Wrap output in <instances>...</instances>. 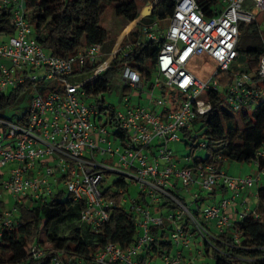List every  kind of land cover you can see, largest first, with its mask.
Instances as JSON below:
<instances>
[{
  "label": "built area",
  "instance_id": "2783aa9c",
  "mask_svg": "<svg viewBox=\"0 0 264 264\" xmlns=\"http://www.w3.org/2000/svg\"><path fill=\"white\" fill-rule=\"evenodd\" d=\"M7 7L11 9L14 33L0 42V92L19 89L28 82L33 85L28 88L24 117H0V186L13 203L6 209L7 203L0 192V240L5 230L15 226L18 207L26 198L51 197L59 189L71 194L73 201L84 203L79 222L96 231L116 206L100 189L103 175L117 173L133 181L147 202L121 200V204L129 202L135 213L139 236L127 248L111 243L93 251L90 264H139L137 258L154 241L151 227L164 224L171 227L168 239L177 247L176 251L164 255L160 263L145 264H199L183 255L182 249L189 248L194 241L188 224L213 249L212 232L224 233L230 226L228 206L240 191L260 181L264 169L253 179L231 177L213 164L179 167L168 144L178 141L179 133L186 134L197 119L210 111L208 91L223 92L225 104L234 113L251 110L255 101L264 97L254 74L232 69L239 56V25L255 22V15L264 11V0H221L211 17L204 15L195 0H175L166 27L142 26L144 40L160 43L154 60L155 86L162 83L171 93L180 94L181 99H171V108H167L163 96L155 99L150 94L148 106H129V99L125 98L126 108L114 112L112 127L93 122L97 112L86 103L83 85L110 68L119 52L121 57H126L132 51V43L127 39L129 33L119 49L114 52L112 49L108 56L100 44L94 43L66 58L55 57L36 41L22 0H0V10ZM202 56L208 57L216 67L204 79L188 68L194 59ZM85 68L91 71L86 74ZM35 71L39 75L31 74ZM229 71L231 83L222 88L221 74ZM255 74L264 81V54ZM121 79L126 87H144L140 74L128 66L122 69ZM44 81L53 83L52 88L38 92L35 85ZM114 129L125 133V144L123 139L113 137ZM192 135V140L199 137L195 132ZM195 146L203 148L204 143ZM106 155V160H115L114 166L104 163ZM261 159H264V145L252 162L255 168H259ZM7 164L13 166L3 170ZM127 169L135 174L125 173ZM179 184L187 188L191 205L218 186L232 191V195L216 205L201 206V203L191 210L182 201L185 197L176 190ZM118 192L123 194V189ZM159 203H169L173 208L152 214L151 205ZM246 213L238 215V219ZM30 251L35 260L46 256V250L38 246ZM50 264L64 263L59 255H54Z\"/></svg>",
  "mask_w": 264,
  "mask_h": 264
},
{
  "label": "trees",
  "instance_id": "16d2710c",
  "mask_svg": "<svg viewBox=\"0 0 264 264\" xmlns=\"http://www.w3.org/2000/svg\"><path fill=\"white\" fill-rule=\"evenodd\" d=\"M148 0H22L26 17L32 26L35 39L50 55L66 58L79 48L98 43L108 56L113 49L114 40L107 30L100 26V19L111 8L114 15L121 19L124 27L137 20L141 5ZM206 17L215 15L221 5V0H195ZM175 0H159L147 16H153L158 21H167L171 17ZM142 17L129 32L127 39L132 43V51L121 57L119 52L111 62L110 68L97 75L93 80L83 85L85 101L93 105L97 112L92 119L97 126L112 127L115 110L111 107L98 106L99 97L109 91L110 82L118 70L128 66L140 76L149 78L154 71V60L160 43L144 40L142 37ZM11 9L0 10V37L10 36L14 28L10 22ZM253 22L246 27H254ZM241 33L239 32L237 50L239 56ZM2 42V41H0ZM247 65L243 72L254 74L258 90L264 92V81L255 74L258 62L264 48H251L245 52ZM238 56V58H239ZM234 71L237 67L232 68ZM91 70L84 69L88 74ZM221 86L231 83V72L223 73ZM73 80V79H72ZM75 81V80H73ZM33 83L16 90L0 92V117L5 118L9 111H19L15 118L25 116V103L29 98L28 88ZM53 83H37L38 92L51 89ZM211 105L210 111L197 119L191 130L183 134L184 142L192 149V132L202 138L206 151L204 157H194L190 163L182 167H193L198 164H213L221 168L224 161L237 163H252L257 151L264 145V97L255 101L251 110L242 109L234 113L225 104L221 91H208L206 94ZM95 102V103H93ZM105 120V121H104ZM114 138L123 139L126 135L121 130L112 131ZM191 140V141H190ZM191 142V144H190ZM189 157V156H187ZM264 169V159L260 160L258 170ZM107 174V173H105ZM116 190L106 188L104 196L116 203L109 217L96 231H91L79 222L84 208L82 201H73L71 194L59 189L51 197L40 199L26 198L18 207L15 217L16 224L10 230H5L0 240V264H50L54 255H59L64 264H90L91 253L102 249L111 243L127 248L133 244L139 230L136 226V215L128 203L121 204L128 191V181L122 176L113 183ZM122 188L123 194L118 190ZM179 188V187H178ZM176 188V190H178ZM214 191V190H213ZM213 191L208 194H213ZM129 195V194H128ZM139 202L147 203L138 191ZM203 199L194 203L200 206ZM182 201L185 202L184 199ZM152 214L172 209L169 203H159L150 207ZM197 216V213H195ZM171 227L167 224L151 227L153 242L143 249L137 258L139 264L161 259L172 254L173 244L169 241ZM190 234L194 237L193 230ZM213 255L212 264H264V185L256 191V204L253 210L240 219L231 221L224 233L212 232ZM38 246L46 250L43 259L31 257V248ZM207 252V250H206ZM207 254V253H206Z\"/></svg>",
  "mask_w": 264,
  "mask_h": 264
},
{
  "label": "rangeland",
  "instance_id": "374dc122",
  "mask_svg": "<svg viewBox=\"0 0 264 264\" xmlns=\"http://www.w3.org/2000/svg\"><path fill=\"white\" fill-rule=\"evenodd\" d=\"M158 0H148L143 5H141L140 9V15L143 9L146 7L148 8V12L150 13L151 7L154 3H156ZM146 17V16H145ZM255 22L256 25L254 27H250L248 29L246 25L240 23L239 25V32L241 33V39H240V49L243 53L240 54L239 58L236 59L233 63L235 67H237V70L242 71L245 69L247 65V56L245 52L248 49L251 48H258L262 47L264 48V11H260L255 15ZM141 18L139 16L138 21H140ZM157 24L159 27L164 28L167 26V21H158L153 16H147L146 19H144L141 23L142 26L145 25H152ZM100 26L108 31L110 36L114 40L113 45V52L119 49L120 42L123 38H126V35L135 27L131 26L130 30L125 31L126 27H124V23L121 19L117 18L112 9L108 8L107 11L104 13V15L100 19ZM133 27V28H132ZM9 38L8 36H1L0 41H6ZM111 54V53H110ZM109 54V55H110ZM2 63H9L7 60H2ZM189 70L193 72L195 75H197L200 79H204L207 77L208 74H211L215 67V64L209 60L208 57L202 56L197 59H194L191 65H189ZM121 73L122 70H118L115 75L113 76L111 82H110V88L109 91L104 93L99 97V102L96 103L98 106H106L111 107L115 111H124L126 108V103L124 99H129L128 105L129 106H148L149 103V95L152 94L153 98H160L163 96L165 99V103L167 108L170 106L169 102L171 99L179 100L181 99L180 94L171 93L168 88L163 86L161 83L159 86H155L157 75L155 72L151 74L149 78H144L141 76L142 83L144 85L143 89L140 88H129L126 87L123 84V81L121 79ZM31 74H37L39 75L38 71H35ZM163 79L160 77V81ZM8 91V90H7ZM6 92V91H5ZM137 93L140 95L138 96ZM95 103V102H93ZM89 105V103L87 102ZM171 108V107H169ZM247 110V109H245ZM19 115V111H9L8 113H5L4 117L7 119H15ZM179 140L170 142L168 144L169 148L172 151L173 159L178 162V166L182 167L183 165L189 163L192 161L194 157H204L206 154V151L201 148H194L191 151V147L187 146L184 142L183 134H178ZM202 138H197L194 140L193 145H197L198 142H201ZM191 141V140H190ZM191 144V142H190ZM116 145V143H115ZM189 156V157H187ZM107 155L104 157V163L108 165H115V160H106ZM13 164H7L3 168V170H6L8 168H11ZM226 170H230V174L232 176H252L253 179H256L258 174L260 173L257 168L253 165V163H237L234 161H224L223 166ZM125 173L129 175H134L135 171L131 169H127ZM120 178V175L117 173H107L103 175V182L100 185L101 191H104L106 188L111 187V189L114 191L116 190L115 186L113 185L114 182H116ZM128 191L126 192V197L128 200L130 199H137L139 197L138 195V189L136 184L131 181L128 178ZM264 185V173L261 172V178L259 182H255L251 188L246 190L240 191L238 193L237 197L239 200L243 199L240 197V195H246L245 199H243L246 202V206L250 207L252 210L255 207L256 204V198H255V192L257 189ZM191 188V187H189ZM229 191V195L231 197L232 191ZM0 192L2 193L3 200L6 201L7 206L6 209L12 207V200L10 195L5 191L2 186H0ZM179 194L183 197H185V202L188 204L193 210L191 205V198H189V193L187 188L182 187L181 184H179V188L177 190ZM243 192V194H242ZM129 194V195H128ZM206 197V195H204ZM201 206H203L201 204ZM176 246L173 245L172 247V253L176 251ZM207 250V252H206ZM183 255L186 259H195L194 261L202 264H212L214 262V255H213V249L204 243L201 237H199L198 234L194 235V241H192L189 245V248H183ZM207 253V254H206ZM187 254H189L187 256ZM187 256V257H186ZM156 263H160V259L156 258L154 260Z\"/></svg>",
  "mask_w": 264,
  "mask_h": 264
},
{
  "label": "crops",
  "instance_id": "0c3cea01",
  "mask_svg": "<svg viewBox=\"0 0 264 264\" xmlns=\"http://www.w3.org/2000/svg\"><path fill=\"white\" fill-rule=\"evenodd\" d=\"M138 22L139 21L137 19V20L133 21L132 23H130L125 28L124 33H125V31L130 30L131 26L134 27ZM222 166H221V169H223L227 175H229L231 177H239V176H232L230 174L231 173L230 170H226ZM245 190L247 191L248 189H245ZM247 193H249V191H247ZM247 193H246V195H247ZM242 194H243V192H242ZM246 195L243 194V195H240V197L245 199ZM237 197H239V196H237ZM237 197L235 198V200L233 202L230 203V205L227 208V213L230 216L231 221L238 219V215H240L241 213H246V212H249L252 210L250 207L246 206V202L243 199L239 200ZM224 198H230L229 191H228V189L224 188L223 186H218L214 189L213 194L209 195L208 197H204L202 202H200V204L203 203L202 204L203 206L205 204L216 205ZM255 198H256V192H255ZM192 208L195 210L194 205H192ZM188 225H189V229H190L189 231H192L191 223H189ZM188 255L189 254H187V256Z\"/></svg>",
  "mask_w": 264,
  "mask_h": 264
},
{
  "label": "bare ground",
  "instance_id": "6f19581e",
  "mask_svg": "<svg viewBox=\"0 0 264 264\" xmlns=\"http://www.w3.org/2000/svg\"><path fill=\"white\" fill-rule=\"evenodd\" d=\"M148 14H149V12H148V8L146 7V8L143 9V11L141 12L140 17L142 18V17H144V16H147Z\"/></svg>",
  "mask_w": 264,
  "mask_h": 264
},
{
  "label": "water",
  "instance_id": "95a60500",
  "mask_svg": "<svg viewBox=\"0 0 264 264\" xmlns=\"http://www.w3.org/2000/svg\"><path fill=\"white\" fill-rule=\"evenodd\" d=\"M158 1H159V0H158ZM158 1H157V2H158ZM157 2H156V3H154V4L152 5L151 9H152V8H153V7H154L156 4H157ZM150 11H151V10H150Z\"/></svg>",
  "mask_w": 264,
  "mask_h": 264
}]
</instances>
